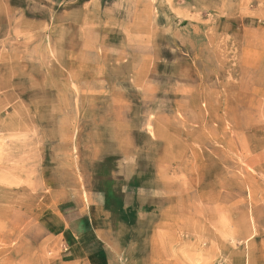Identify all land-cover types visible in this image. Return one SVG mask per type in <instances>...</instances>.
<instances>
[{
  "label": "rangeland",
  "instance_id": "374dc122",
  "mask_svg": "<svg viewBox=\"0 0 264 264\" xmlns=\"http://www.w3.org/2000/svg\"><path fill=\"white\" fill-rule=\"evenodd\" d=\"M41 2L0 16V264H264V0Z\"/></svg>",
  "mask_w": 264,
  "mask_h": 264
},
{
  "label": "crops",
  "instance_id": "0c3cea01",
  "mask_svg": "<svg viewBox=\"0 0 264 264\" xmlns=\"http://www.w3.org/2000/svg\"><path fill=\"white\" fill-rule=\"evenodd\" d=\"M3 1L6 6V9L9 10V13H6V11H3L0 16L5 17V15L10 17V13L18 14L20 11H22L24 14L27 15L30 14L29 12H39L38 14L41 13L42 11V2L41 0H1ZM72 4H78L77 7L83 6L86 3H89L91 0H71ZM12 29V27H11ZM7 31H10V27H3V33H7ZM2 32V30H1ZM0 32V33H1ZM2 33V36H3ZM0 34V44H1V38ZM99 194L103 195L102 200L99 201L98 207L96 208L97 210H100V214L103 215L104 218V225L101 226L105 235H110V237L113 239V243L116 246H122V244L125 241H127V233H125L124 228L133 221V217L130 215L131 210L135 208V219L139 220V210L140 207H134L133 202H130L131 198L130 195H135L138 190L137 186H132V182L129 181L127 182L126 188L118 189L117 186L115 185H109L107 184V187H104L103 189H98ZM130 199V200H128ZM128 200V201H127ZM75 215V214H74ZM78 215V213H76ZM75 215V216H76ZM75 223L80 232H83L82 225L83 223V217L77 216L75 217ZM63 236H65L66 241L69 240L70 244L69 246H66L68 248H78L79 246V235L75 233V231H69L68 229L64 230L62 233ZM121 237V238H120ZM103 240L105 241L106 239L101 237L99 238L97 242V247L99 250H102L101 256L107 257V250L103 247H100V245H103ZM107 242V240H106ZM130 245V244H129ZM65 250H67L65 248ZM71 250L69 252L67 251L66 256H71ZM99 256H97L98 258ZM99 262H102V259H99Z\"/></svg>",
  "mask_w": 264,
  "mask_h": 264
}]
</instances>
